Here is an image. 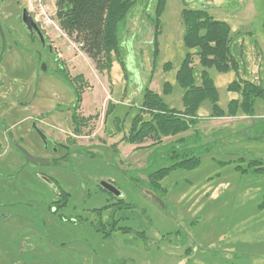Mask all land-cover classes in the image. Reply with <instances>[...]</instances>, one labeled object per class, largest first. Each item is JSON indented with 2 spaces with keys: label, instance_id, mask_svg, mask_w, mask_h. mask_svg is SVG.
<instances>
[{
  "label": "rangeland",
  "instance_id": "obj_1",
  "mask_svg": "<svg viewBox=\"0 0 264 264\" xmlns=\"http://www.w3.org/2000/svg\"><path fill=\"white\" fill-rule=\"evenodd\" d=\"M134 3L126 23L121 24V46L112 52L109 66L100 71L73 38L56 28L57 0L42 2V10L49 15L43 20L58 39L71 76L83 78L77 83L81 104L75 112L87 123H83L81 132H75L73 111L62 122L69 126L66 129L71 139L85 153L97 157L86 158L82 167H70L65 172L72 185L69 190L75 196L73 203L78 212L88 214L89 220L80 222L74 233L68 232L71 227L67 229L62 239L68 241L65 249L63 245L39 248V257L49 259L43 264H124L128 260L135 264H264V256L259 255L264 253V210L259 209L264 196V171L256 170L264 166V100L256 101L254 115L239 110L234 116H223L208 97L197 115H188L183 105L184 87L177 80V71L187 53L192 52L197 85L202 84L203 72H209L223 108L235 98L242 99L240 91H229L235 79L264 85V0H167V6H160V11L164 8L160 18L156 14L157 0ZM186 7L206 9L231 25V36L242 50L240 75L205 66L197 50L185 47ZM147 91L166 100L173 112L147 110ZM54 92L72 104V90L60 85L43 88L35 100L49 102L48 109L54 105ZM153 112L183 116L192 121L191 127L166 135L154 129L153 136L129 142L132 122L138 120L143 125L152 120ZM190 136L200 138L194 148L215 144L212 151L203 153L197 168L191 164L174 169L161 182L162 190L151 189L148 175L171 165L169 158L162 157H166L164 151L179 148ZM255 158L261 162L250 163ZM29 174L28 181L35 182L36 173ZM99 178L116 182L126 201L135 207L133 211L143 217L146 228L124 221L118 227L130 226L135 232L116 230L109 236L97 232L91 225L97 220L93 210L113 200L112 194L98 188ZM81 181L90 189V196L78 203L80 195L76 192ZM110 211L104 212L105 218ZM11 231L0 226V264H14ZM141 231L144 237L139 235Z\"/></svg>",
  "mask_w": 264,
  "mask_h": 264
},
{
  "label": "flooded vegetation",
  "instance_id": "obj_2",
  "mask_svg": "<svg viewBox=\"0 0 264 264\" xmlns=\"http://www.w3.org/2000/svg\"><path fill=\"white\" fill-rule=\"evenodd\" d=\"M42 2L0 0V226L12 230L14 264L46 263L49 259L39 257V248L63 245L65 249L68 241L62 239L67 229L71 227L68 232L74 233L80 222L89 220L73 203L75 196L65 172L82 167L86 158L97 157L85 153L62 122L81 104L77 83L82 80H77L81 75L71 76L58 39L43 20L48 14L42 10ZM57 27L68 35L60 22ZM54 85L72 90V104L55 92L54 105L48 109L49 102L35 100L43 88ZM28 153L41 157L44 163L28 160ZM30 171L37 174L35 182L28 181ZM102 182L118 186L113 179H98V188L113 196L105 205L125 198L124 193L118 196L108 191ZM77 186L80 197L76 201L86 202L90 189L84 181ZM91 225L94 227V222ZM124 264L135 263L128 260Z\"/></svg>",
  "mask_w": 264,
  "mask_h": 264
},
{
  "label": "trees",
  "instance_id": "obj_3",
  "mask_svg": "<svg viewBox=\"0 0 264 264\" xmlns=\"http://www.w3.org/2000/svg\"><path fill=\"white\" fill-rule=\"evenodd\" d=\"M166 1L157 0L156 14L159 18L164 9L160 11V6H167ZM57 4V19L62 30L79 44L80 49L96 63L100 71L104 70L106 66H109L108 63L112 62L114 54L112 52L118 51L121 46L119 37L122 34L121 28L124 27L121 24L126 23L129 11L135 6L134 0H57ZM183 15L185 47L189 50H197L205 66H213L222 73L236 71V74L240 75L239 64L241 60L239 59L242 57V50L235 44L236 40L231 36V25L224 20L216 19L209 11L203 8L187 9L186 7ZM157 21L156 25H158ZM157 34L156 28V40ZM154 52L155 55L158 53L157 45ZM192 56V52L187 53L183 64L177 71V80L184 87L183 105L186 109L185 114L197 115L201 103L208 97H212L214 108L223 116L227 114L228 116H234L239 110H242L245 114H255L256 101L259 99L264 100L263 83L257 84L250 79L245 81H241V79L237 81L235 79L229 85V91H240L242 99L235 98L228 103V108H223L219 105L221 99L219 89L209 72H203L202 84L197 85V73L191 66ZM79 79L82 80V76L77 77V80ZM243 83H245V86H243ZM144 99V104L149 111L156 112L154 109H160L164 110V112H173L167 105L166 100L157 93L147 91ZM151 115L152 120L146 121L143 125L138 123V120L132 122L131 134L128 137L129 142L132 143L136 140L140 141L146 136H153L152 131L155 132L154 129L161 130L162 135L167 133L178 134V132L190 129L192 124L191 120L188 121L183 116L176 117L168 113L154 112ZM72 118L74 124L77 125V132H81V127L82 129L84 127L82 124L87 122L86 119L80 118L75 111ZM199 140V137L190 136L184 143H180L179 148H167L164 151L166 157L164 155L162 157L165 159L169 158L168 161L171 165L168 167L161 166L148 175L151 189L155 191L162 190L161 182L177 167H191L192 164V166L196 165L197 168L200 165L203 153L212 151L215 144L194 148L193 144H198ZM252 162H261V160L255 158L250 161V163ZM245 170L247 171V169H243V171ZM256 170L264 171V166H259ZM111 208L108 218H105L104 212ZM133 209L135 207L130 205L125 198L117 203L94 209L97 216L94 228L98 233H103L107 236L116 232V230L135 232L130 226L118 227L124 221L136 222L140 227L146 228L141 214L134 212ZM259 209L264 210V196ZM147 223L151 224L150 218ZM139 235L144 237L142 231Z\"/></svg>",
  "mask_w": 264,
  "mask_h": 264
},
{
  "label": "water",
  "instance_id": "obj_4",
  "mask_svg": "<svg viewBox=\"0 0 264 264\" xmlns=\"http://www.w3.org/2000/svg\"><path fill=\"white\" fill-rule=\"evenodd\" d=\"M27 158H28V160H31V161L36 162V163H39V162L44 163V159H42L41 157H39V158L34 157L30 153L27 154ZM102 183L104 184V186L107 188L108 191L113 192V193L117 194L118 196L122 195V193H120V191L117 188H115L113 184H111V183L109 184L108 182H102Z\"/></svg>",
  "mask_w": 264,
  "mask_h": 264
},
{
  "label": "crops",
  "instance_id": "obj_5",
  "mask_svg": "<svg viewBox=\"0 0 264 264\" xmlns=\"http://www.w3.org/2000/svg\"><path fill=\"white\" fill-rule=\"evenodd\" d=\"M260 210H261V209H260ZM220 236H221V237H224V235H222V234H221ZM242 254H244V253H242ZM242 254H241V255H242ZM259 255H263V256H264V253L259 254Z\"/></svg>",
  "mask_w": 264,
  "mask_h": 264
}]
</instances>
